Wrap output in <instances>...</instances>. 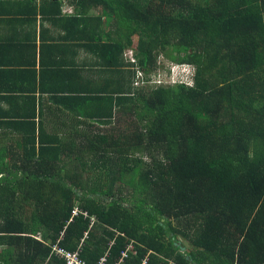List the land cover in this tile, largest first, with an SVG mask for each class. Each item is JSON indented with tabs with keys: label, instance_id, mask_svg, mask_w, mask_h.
<instances>
[{
	"label": "trees",
	"instance_id": "obj_1",
	"mask_svg": "<svg viewBox=\"0 0 264 264\" xmlns=\"http://www.w3.org/2000/svg\"><path fill=\"white\" fill-rule=\"evenodd\" d=\"M72 1L114 88L86 87L82 133L0 154V264H264V0ZM163 50L191 84L134 86Z\"/></svg>",
	"mask_w": 264,
	"mask_h": 264
},
{
	"label": "crops",
	"instance_id": "obj_2",
	"mask_svg": "<svg viewBox=\"0 0 264 264\" xmlns=\"http://www.w3.org/2000/svg\"><path fill=\"white\" fill-rule=\"evenodd\" d=\"M58 1L55 5L49 0H0V154L6 153L4 161H10L16 144H23L31 132L40 133L45 143L52 137L67 140L75 132L82 133L86 87L114 88V71L86 46V21L80 18L79 8L72 0ZM109 28L107 24L103 31ZM123 62L128 64L124 57Z\"/></svg>",
	"mask_w": 264,
	"mask_h": 264
},
{
	"label": "rangeland",
	"instance_id": "obj_3",
	"mask_svg": "<svg viewBox=\"0 0 264 264\" xmlns=\"http://www.w3.org/2000/svg\"><path fill=\"white\" fill-rule=\"evenodd\" d=\"M109 22L110 23L108 24V27L113 25L112 20H109ZM135 40H136L135 36H132L131 43L123 50V57H124V53L127 51L128 48H131V49L133 48V46L135 45L134 44ZM168 52H169L168 50L166 51L163 50V51H160L158 55L156 56V69L147 75V77L149 78L148 80L150 81L140 82V79L136 78L137 76L136 75L133 80L134 81L133 85L136 86L137 88L141 87L142 89H146V88L154 87L157 83H169L171 79L173 78L175 79L177 77V74H179L181 70V65L178 64L177 62H174L172 59H170L167 56ZM184 82L188 83L187 85L191 84L190 81H184ZM173 83H176V80ZM134 119H135V116L133 115L131 108L126 106V108L123 109L122 113L119 111L115 112L113 124L111 126L122 130L125 128V126L131 125ZM127 131L130 132V130H127ZM133 154L139 155V156L142 155V153L138 152L137 150ZM83 174L85 175V173ZM106 180H107L106 178L103 179V181H106ZM117 187L121 189V194H118L116 196H121L123 198L125 197L123 204L128 205L127 203L129 202L126 199L128 188L120 182L119 183L115 182L114 186L112 187V190H116ZM35 236L37 238H40L39 234H35ZM180 240L182 241V239ZM177 242H174V243L177 244ZM190 248L191 247H188L187 249H190Z\"/></svg>",
	"mask_w": 264,
	"mask_h": 264
},
{
	"label": "built area",
	"instance_id": "obj_4",
	"mask_svg": "<svg viewBox=\"0 0 264 264\" xmlns=\"http://www.w3.org/2000/svg\"><path fill=\"white\" fill-rule=\"evenodd\" d=\"M124 58L126 60V62L128 63H132L134 66L136 64V60H135V57L133 55V51L131 48H128L127 51L124 53ZM136 68V67H135ZM137 75V76H136ZM136 76V78L140 79V82H147V81H150V80H144L143 78V74L140 70L136 69L135 70V75L134 77ZM176 80V83H179L181 82L180 79H178L177 77L174 79H171L169 83H173L174 81ZM134 82V81H133ZM159 84V83H157ZM72 213H75V210L72 211ZM131 247V245H127L126 249H129ZM126 249L124 251H121L120 252V258L118 259V261H121V258L123 256L126 255ZM64 256L66 257V264H82L81 261H79L77 258H76V254H69V253H64ZM104 260V257H101L98 261V264H102ZM145 261L143 260L142 261V264L144 263ZM117 264V263H116Z\"/></svg>",
	"mask_w": 264,
	"mask_h": 264
},
{
	"label": "clouds",
	"instance_id": "obj_5",
	"mask_svg": "<svg viewBox=\"0 0 264 264\" xmlns=\"http://www.w3.org/2000/svg\"><path fill=\"white\" fill-rule=\"evenodd\" d=\"M181 70L179 74H177V78L181 80L179 83L188 84L184 81H190L189 78L192 76V71L189 65L186 64H180Z\"/></svg>",
	"mask_w": 264,
	"mask_h": 264
},
{
	"label": "water",
	"instance_id": "obj_6",
	"mask_svg": "<svg viewBox=\"0 0 264 264\" xmlns=\"http://www.w3.org/2000/svg\"><path fill=\"white\" fill-rule=\"evenodd\" d=\"M177 244H178V242H177ZM180 250H181V251L183 250V247H182V246H180Z\"/></svg>",
	"mask_w": 264,
	"mask_h": 264
}]
</instances>
